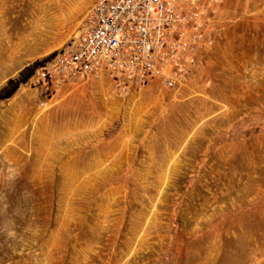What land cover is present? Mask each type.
Masks as SVG:
<instances>
[{
	"label": "rangeland",
	"instance_id": "374dc122",
	"mask_svg": "<svg viewBox=\"0 0 264 264\" xmlns=\"http://www.w3.org/2000/svg\"><path fill=\"white\" fill-rule=\"evenodd\" d=\"M96 1L0 0V264H264V73L203 64L224 0L175 88L60 73Z\"/></svg>",
	"mask_w": 264,
	"mask_h": 264
},
{
	"label": "built area",
	"instance_id": "2783aa9c",
	"mask_svg": "<svg viewBox=\"0 0 264 264\" xmlns=\"http://www.w3.org/2000/svg\"><path fill=\"white\" fill-rule=\"evenodd\" d=\"M219 0H97L81 38L59 55L60 73L103 74L119 87L182 85L213 42Z\"/></svg>",
	"mask_w": 264,
	"mask_h": 264
},
{
	"label": "crops",
	"instance_id": "0c3cea01",
	"mask_svg": "<svg viewBox=\"0 0 264 264\" xmlns=\"http://www.w3.org/2000/svg\"><path fill=\"white\" fill-rule=\"evenodd\" d=\"M220 32L193 73H264V0H224Z\"/></svg>",
	"mask_w": 264,
	"mask_h": 264
},
{
	"label": "trees",
	"instance_id": "16d2710c",
	"mask_svg": "<svg viewBox=\"0 0 264 264\" xmlns=\"http://www.w3.org/2000/svg\"><path fill=\"white\" fill-rule=\"evenodd\" d=\"M23 76H24V74L22 73L21 74V78L18 81L15 82L12 90L9 93H7L3 98H9L15 92V90L18 88V85L20 83H23V82L26 81V77H23ZM10 84H11V82H10Z\"/></svg>",
	"mask_w": 264,
	"mask_h": 264
},
{
	"label": "clouds",
	"instance_id": "9594fccd",
	"mask_svg": "<svg viewBox=\"0 0 264 264\" xmlns=\"http://www.w3.org/2000/svg\"><path fill=\"white\" fill-rule=\"evenodd\" d=\"M11 224H14V221L11 220L0 221V231H7L8 226ZM9 234L11 235L12 233L9 232Z\"/></svg>",
	"mask_w": 264,
	"mask_h": 264
}]
</instances>
